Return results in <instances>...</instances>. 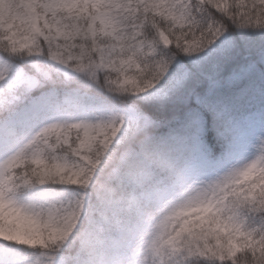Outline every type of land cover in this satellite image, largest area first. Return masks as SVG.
<instances>
[{"label":"snow or ice","instance_id":"1","mask_svg":"<svg viewBox=\"0 0 264 264\" xmlns=\"http://www.w3.org/2000/svg\"><path fill=\"white\" fill-rule=\"evenodd\" d=\"M0 264H264V0H0Z\"/></svg>","mask_w":264,"mask_h":264}]
</instances>
